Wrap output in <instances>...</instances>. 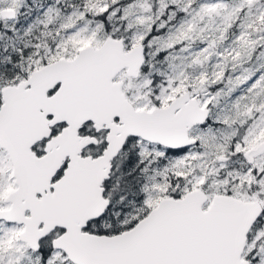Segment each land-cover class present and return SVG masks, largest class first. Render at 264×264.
<instances>
[{"label": "snow or ice", "instance_id": "snow-or-ice-1", "mask_svg": "<svg viewBox=\"0 0 264 264\" xmlns=\"http://www.w3.org/2000/svg\"><path fill=\"white\" fill-rule=\"evenodd\" d=\"M0 264H264V0H0Z\"/></svg>", "mask_w": 264, "mask_h": 264}]
</instances>
